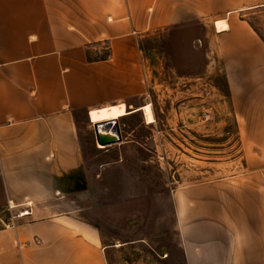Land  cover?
<instances>
[{"label": "crops", "instance_id": "crops-1", "mask_svg": "<svg viewBox=\"0 0 264 264\" xmlns=\"http://www.w3.org/2000/svg\"><path fill=\"white\" fill-rule=\"evenodd\" d=\"M261 9L264 0H0V264H110L119 246L75 211L89 186L78 122L119 104L143 115L140 40L196 21L211 24L243 163L235 177L170 192V254L264 264V41L243 14Z\"/></svg>", "mask_w": 264, "mask_h": 264}, {"label": "rangeland", "instance_id": "rangeland-1", "mask_svg": "<svg viewBox=\"0 0 264 264\" xmlns=\"http://www.w3.org/2000/svg\"><path fill=\"white\" fill-rule=\"evenodd\" d=\"M243 14L264 41V9ZM140 48L154 123L141 113L118 119L121 143L102 149L93 126L78 122L89 186L75 211L104 246H119L110 264H179L170 192L235 177L243 157L210 22L149 34Z\"/></svg>", "mask_w": 264, "mask_h": 264}, {"label": "bare ground", "instance_id": "bare-ground-1", "mask_svg": "<svg viewBox=\"0 0 264 264\" xmlns=\"http://www.w3.org/2000/svg\"><path fill=\"white\" fill-rule=\"evenodd\" d=\"M144 114L145 122L147 124H152L154 122V118L152 116L150 105H145L144 107L139 109ZM129 113L126 110V107L124 104H119L116 106H110L101 108L98 110H92L88 114V121L92 125L100 124L107 121L112 120H118L125 116H127ZM100 147V146H99ZM27 215V212L21 213V216Z\"/></svg>", "mask_w": 264, "mask_h": 264}, {"label": "water", "instance_id": "water-1", "mask_svg": "<svg viewBox=\"0 0 264 264\" xmlns=\"http://www.w3.org/2000/svg\"><path fill=\"white\" fill-rule=\"evenodd\" d=\"M95 143L102 149L121 143L118 120L93 125Z\"/></svg>", "mask_w": 264, "mask_h": 264}, {"label": "built area", "instance_id": "built-area-1", "mask_svg": "<svg viewBox=\"0 0 264 264\" xmlns=\"http://www.w3.org/2000/svg\"><path fill=\"white\" fill-rule=\"evenodd\" d=\"M203 117H204V119H207V118H208L207 114H205ZM9 209H11L10 206H9ZM4 227H5V228H13V225L10 224V223H9V224H4Z\"/></svg>", "mask_w": 264, "mask_h": 264}]
</instances>
